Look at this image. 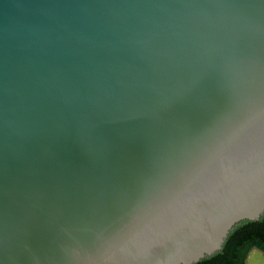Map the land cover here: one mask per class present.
<instances>
[{
    "label": "water",
    "instance_id": "obj_1",
    "mask_svg": "<svg viewBox=\"0 0 264 264\" xmlns=\"http://www.w3.org/2000/svg\"><path fill=\"white\" fill-rule=\"evenodd\" d=\"M264 216V0H0V264H197Z\"/></svg>",
    "mask_w": 264,
    "mask_h": 264
},
{
    "label": "trees",
    "instance_id": "obj_2",
    "mask_svg": "<svg viewBox=\"0 0 264 264\" xmlns=\"http://www.w3.org/2000/svg\"><path fill=\"white\" fill-rule=\"evenodd\" d=\"M252 248L264 252V216L260 220L246 221L238 225L221 251L197 264H246Z\"/></svg>",
    "mask_w": 264,
    "mask_h": 264
},
{
    "label": "crops",
    "instance_id": "obj_3",
    "mask_svg": "<svg viewBox=\"0 0 264 264\" xmlns=\"http://www.w3.org/2000/svg\"><path fill=\"white\" fill-rule=\"evenodd\" d=\"M246 264H264V252L258 248H252L247 256Z\"/></svg>",
    "mask_w": 264,
    "mask_h": 264
}]
</instances>
